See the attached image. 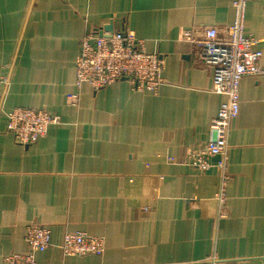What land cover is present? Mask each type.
<instances>
[{
  "label": "crops",
  "instance_id": "0c3cea01",
  "mask_svg": "<svg viewBox=\"0 0 264 264\" xmlns=\"http://www.w3.org/2000/svg\"><path fill=\"white\" fill-rule=\"evenodd\" d=\"M236 1L0 0V264L28 252L31 223L52 232L39 264H264V73L240 81L225 216L220 169L185 162L192 146L209 141L226 97L212 90L211 67L183 34L210 26L224 34ZM110 24L164 58L156 93L128 80L100 90L76 85L81 40ZM243 27L264 64V0L245 3ZM16 107L59 122L20 144L7 129ZM68 231L101 236L104 253L64 255Z\"/></svg>",
  "mask_w": 264,
  "mask_h": 264
},
{
  "label": "built area",
  "instance_id": "2783aa9c",
  "mask_svg": "<svg viewBox=\"0 0 264 264\" xmlns=\"http://www.w3.org/2000/svg\"><path fill=\"white\" fill-rule=\"evenodd\" d=\"M247 1L234 3L236 20L224 29V34L220 35L214 26L205 28L203 33L192 28L183 34L192 45L196 59L211 67L212 90L226 97L211 121L209 141L192 146L185 156V162L200 171L213 166L220 169L221 179L216 193L220 216H225L229 136L232 121L240 111V81L244 76L264 73L263 51L255 47V38L244 34L243 10ZM164 66V58L157 52L147 51L144 40L133 31L127 28L108 31L103 26L91 28L81 40L76 59V85L88 84L94 90H100L128 80L136 90L156 93L164 82ZM71 99L77 100V95H72ZM8 118V131L23 145L36 142L46 135L51 124L59 122L57 116L30 107H16L8 113ZM215 156L218 161L213 163ZM25 240L28 252L10 253L4 256L3 264H39L36 254L51 246V229L43 224H28ZM61 248L64 255H102L105 242L101 236L68 231ZM212 264L220 263L213 259Z\"/></svg>",
  "mask_w": 264,
  "mask_h": 264
},
{
  "label": "water",
  "instance_id": "95a60500",
  "mask_svg": "<svg viewBox=\"0 0 264 264\" xmlns=\"http://www.w3.org/2000/svg\"><path fill=\"white\" fill-rule=\"evenodd\" d=\"M105 30H108V31H113V25L110 24V26H106L105 27Z\"/></svg>",
  "mask_w": 264,
  "mask_h": 264
}]
</instances>
